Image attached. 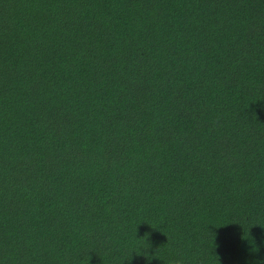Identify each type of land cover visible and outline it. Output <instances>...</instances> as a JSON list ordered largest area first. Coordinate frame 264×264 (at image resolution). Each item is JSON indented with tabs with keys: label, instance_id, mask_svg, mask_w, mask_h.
Listing matches in <instances>:
<instances>
[{
	"label": "trees",
	"instance_id": "1",
	"mask_svg": "<svg viewBox=\"0 0 264 264\" xmlns=\"http://www.w3.org/2000/svg\"><path fill=\"white\" fill-rule=\"evenodd\" d=\"M174 261L264 264V0H0V262Z\"/></svg>",
	"mask_w": 264,
	"mask_h": 264
},
{
	"label": "clouds",
	"instance_id": "2",
	"mask_svg": "<svg viewBox=\"0 0 264 264\" xmlns=\"http://www.w3.org/2000/svg\"><path fill=\"white\" fill-rule=\"evenodd\" d=\"M150 248H151V245L147 242V239L146 240L145 238L138 239L137 236L134 237L129 244V251H131L132 254L136 253L137 255H143L147 258L149 262L154 258L153 254L149 253ZM154 255L155 257H157L156 252L154 253ZM0 264H2V262H0ZM169 264H181V262L174 261V262H169Z\"/></svg>",
	"mask_w": 264,
	"mask_h": 264
}]
</instances>
